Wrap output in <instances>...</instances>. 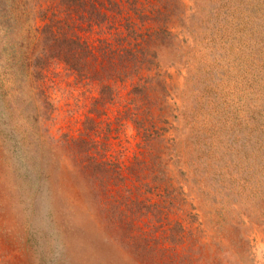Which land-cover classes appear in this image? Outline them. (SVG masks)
Masks as SVG:
<instances>
[{
	"label": "trees",
	"instance_id": "16d2710c",
	"mask_svg": "<svg viewBox=\"0 0 264 264\" xmlns=\"http://www.w3.org/2000/svg\"><path fill=\"white\" fill-rule=\"evenodd\" d=\"M186 18L182 0H0L15 55L5 71L14 87L2 105L12 121L25 118L26 137L15 138L14 148L41 146L48 166L58 165L60 151L68 154L66 169L82 181V205L129 251L124 264L244 262L242 249L201 239L177 157L182 111L162 59L184 40L175 27ZM62 108L69 126L54 130ZM10 152L0 145V158L11 159ZM6 164L15 166L14 156ZM40 182L33 181L30 219L44 199Z\"/></svg>",
	"mask_w": 264,
	"mask_h": 264
},
{
	"label": "rangeland",
	"instance_id": "374dc122",
	"mask_svg": "<svg viewBox=\"0 0 264 264\" xmlns=\"http://www.w3.org/2000/svg\"><path fill=\"white\" fill-rule=\"evenodd\" d=\"M182 1L187 18L175 29L184 40L164 51L162 62L182 111L175 125L185 189L196 205L202 240L242 249L241 264H264V0ZM5 30L0 24V145L11 146L12 158H0V264L129 262V251L101 232L102 221L82 205V181L66 169L72 165L68 154L60 151L58 165L50 167L41 146L14 148L15 138L26 137L25 118L18 114L12 121L2 105L14 87L5 73L15 56ZM65 113L60 109L54 130L69 126ZM207 136L210 149L203 147ZM200 151L205 160L197 159ZM13 156L11 167L6 163ZM37 179L45 195L30 219Z\"/></svg>",
	"mask_w": 264,
	"mask_h": 264
}]
</instances>
